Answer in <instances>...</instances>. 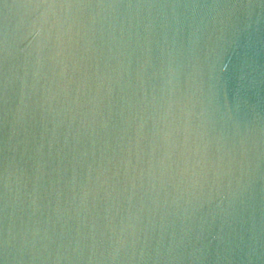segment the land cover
I'll use <instances>...</instances> for the list:
<instances>
[{"label":"water","instance_id":"water-1","mask_svg":"<svg viewBox=\"0 0 264 264\" xmlns=\"http://www.w3.org/2000/svg\"><path fill=\"white\" fill-rule=\"evenodd\" d=\"M0 264H264V0H0Z\"/></svg>","mask_w":264,"mask_h":264},{"label":"clouds","instance_id":"clouds-1","mask_svg":"<svg viewBox=\"0 0 264 264\" xmlns=\"http://www.w3.org/2000/svg\"><path fill=\"white\" fill-rule=\"evenodd\" d=\"M217 78H220L219 76H217Z\"/></svg>","mask_w":264,"mask_h":264}]
</instances>
